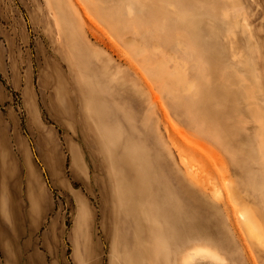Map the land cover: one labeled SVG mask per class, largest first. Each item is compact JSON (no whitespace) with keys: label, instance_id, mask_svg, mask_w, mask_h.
<instances>
[{"label":"rangeland","instance_id":"374dc122","mask_svg":"<svg viewBox=\"0 0 264 264\" xmlns=\"http://www.w3.org/2000/svg\"><path fill=\"white\" fill-rule=\"evenodd\" d=\"M243 209L264 0H0V264H264Z\"/></svg>","mask_w":264,"mask_h":264},{"label":"bare ground","instance_id":"6f19581e","mask_svg":"<svg viewBox=\"0 0 264 264\" xmlns=\"http://www.w3.org/2000/svg\"><path fill=\"white\" fill-rule=\"evenodd\" d=\"M239 217L241 219V222L247 229L248 233L250 234V236L255 238V240H257L258 242H262L264 240V232L262 228L260 227V225L258 224V222L256 221V219L254 218L255 216H253L249 212V210L243 209L239 212ZM196 251H199V250H196Z\"/></svg>","mask_w":264,"mask_h":264},{"label":"crops","instance_id":"0c3cea01","mask_svg":"<svg viewBox=\"0 0 264 264\" xmlns=\"http://www.w3.org/2000/svg\"><path fill=\"white\" fill-rule=\"evenodd\" d=\"M125 238H126L125 235L121 237V243H122V244L125 242ZM122 246H125V245H122ZM124 248H125V247H124ZM124 248H123V249H124ZM196 250H199V251H196ZM201 250H203V249H202V248H197V249H195L194 252H201ZM118 251H119V250L116 248V257L119 258L120 256H119ZM206 252H208V254L215 255V253L212 252L210 249H208ZM210 252H211V253H210ZM212 253H213V254H212ZM117 261H118V264H119V260H118V259L116 260V262H117ZM121 261H123L124 264H125V263L129 264L128 260L125 259V257H123V259H122Z\"/></svg>","mask_w":264,"mask_h":264}]
</instances>
